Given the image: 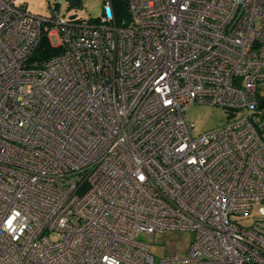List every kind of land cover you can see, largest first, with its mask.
<instances>
[{"label": "built area", "instance_id": "built-area-1", "mask_svg": "<svg viewBox=\"0 0 264 264\" xmlns=\"http://www.w3.org/2000/svg\"><path fill=\"white\" fill-rule=\"evenodd\" d=\"M66 1L0 0V264H264V0ZM193 103L241 113L193 135ZM166 229L195 237L156 261Z\"/></svg>", "mask_w": 264, "mask_h": 264}, {"label": "rangeland", "instance_id": "rangeland-1", "mask_svg": "<svg viewBox=\"0 0 264 264\" xmlns=\"http://www.w3.org/2000/svg\"><path fill=\"white\" fill-rule=\"evenodd\" d=\"M23 7L31 13L41 16H50L51 7L57 0H17ZM68 1V0H67ZM67 1L60 5L58 10L64 15L72 14L79 19L96 18L102 12L103 0H78L76 6L66 7ZM55 42L54 37H51ZM237 111V110H236ZM241 113H233L232 110L211 103H193L183 110V117L187 123L193 124L191 133L206 131L215 128L227 120L237 117ZM242 226H249L256 220L264 221V204L254 203L249 214L237 217ZM195 237L194 231L187 229H166L156 231L152 238L145 233H139L137 239L150 245V253L156 261L159 258L171 255L173 253L184 255Z\"/></svg>", "mask_w": 264, "mask_h": 264}, {"label": "trees", "instance_id": "trees-1", "mask_svg": "<svg viewBox=\"0 0 264 264\" xmlns=\"http://www.w3.org/2000/svg\"><path fill=\"white\" fill-rule=\"evenodd\" d=\"M113 8L115 11L117 23H120L123 19L127 20V9L125 0H113ZM62 50L63 48L60 46L51 45L47 37V33L44 32L40 37L37 47L31 55V59L38 61L46 60L57 54H60ZM261 105L264 106V101H262ZM261 129L262 132H264V128Z\"/></svg>", "mask_w": 264, "mask_h": 264}, {"label": "water", "instance_id": "water-1", "mask_svg": "<svg viewBox=\"0 0 264 264\" xmlns=\"http://www.w3.org/2000/svg\"><path fill=\"white\" fill-rule=\"evenodd\" d=\"M70 6H76L78 4V0H68Z\"/></svg>", "mask_w": 264, "mask_h": 264}]
</instances>
